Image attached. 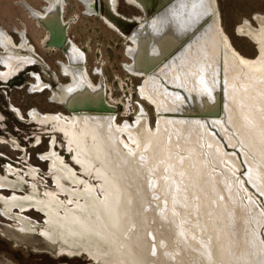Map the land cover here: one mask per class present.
<instances>
[{
  "label": "bare ground",
  "instance_id": "obj_1",
  "mask_svg": "<svg viewBox=\"0 0 264 264\" xmlns=\"http://www.w3.org/2000/svg\"><path fill=\"white\" fill-rule=\"evenodd\" d=\"M46 1L42 9L34 8L32 5L30 6L24 2L31 15L38 23H41L47 29V35H45L46 37L43 43L45 46L48 45L47 41L48 38H50L51 31H58L56 29L59 26L58 24L63 23L64 26L67 24L63 17L66 0ZM107 1H110L113 9L119 13L117 10L119 0ZM79 2L84 4L86 14L98 16L108 27L116 31L128 42L132 43L133 46H129L126 53L129 58H131L132 64H126V67L133 75L145 78L143 85L140 87L141 97L149 102L155 109L158 117L157 129L152 130L148 127V116L143 108H141L142 110L137 115L135 124L127 121L124 124H118L115 120V113L107 110L106 105L102 101L104 94V99L109 104L108 100L105 98L106 91L104 89V83L96 84L91 80L86 67V55L84 51L69 38L70 44L68 47L70 46V48L67 52H63L67 61L62 60L59 62L62 74L69 77V82L60 85V93L59 91H54L53 97L58 99L60 103L62 102L65 104L66 108L69 107L70 109L68 110L70 113L66 114L60 112L55 114L48 112L47 114H42V117L45 120L58 122L60 131L71 141L68 143L67 147L73 151L71 154H73L76 163L80 165L79 167L84 169L85 174H89V170H92V172L97 175L96 177H99L104 183L97 187L94 186L92 182L85 180L81 176L79 177L76 169L72 165L67 164L62 159L61 155L57 154L56 149H51L52 151L46 153L44 157L52 161V164H56L55 169L59 171L68 182L70 181V186L69 188L67 187L70 191L66 193L69 199L66 202L67 206L64 210H60V205L53 203L51 200L40 202V200L38 201L28 193H17L15 190L17 186L13 184L14 182L12 183L11 180L1 178L0 176V202L6 205V211L4 210L2 213L9 219L14 218L12 213L15 214L17 209L25 213L33 210L35 207V209L43 212V214L45 213V216H47L46 227L41 231V234L52 241L53 245L62 244V248H64L62 252L66 251L72 256L86 250V252L83 251V253H88L92 259L97 261L98 257L105 252L108 253L112 251L121 253V251L124 250L128 254V261L130 264H150L144 256L145 253L143 254L141 251H138L137 241L135 240V237L138 235L137 233L140 232L141 229L139 221L142 225V223L148 220V216H144L145 218L141 221L134 213L137 209V205L133 197V186L139 182L137 181L138 179H143L140 180V182L145 186L150 182L156 185L158 183L159 177L157 173L160 171L157 172V169H148L147 166L149 164L146 165L148 162L155 163L157 159L159 161L161 153L164 150L166 151L165 148L171 147L170 149L173 150L175 147L179 146L181 150L187 153V157H184L180 153L173 152L170 153L166 159L164 158V163H161V165L170 166V169L172 168L171 172L173 174L171 177L173 181H175L177 185H182L185 181L183 183L180 181L187 177L185 172L187 171L186 168L189 167L190 160L193 159L198 163L199 160L202 161L203 159H207V154L205 152L208 147H206L205 142H208V145L212 146V151H214L213 156L216 161H222L223 163V160L225 159L226 161V158L233 160L234 155H228L225 150L219 146L218 139L216 140L214 138L215 135H212L213 133L211 132L213 131L210 132V129H207V124L205 125L206 122L212 123L218 129H224V134L229 142L235 144L237 139L232 133H229L230 131L226 132V129L229 128L227 125L229 124L232 126L239 138L242 139V144L248 146L245 148H247V150L249 148V151L254 154L257 159L264 162V13H256L254 16L259 26H254L248 19H244V21L236 27V34L253 42L258 49L259 54L254 58H250L242 54L239 49L236 48L232 39L224 30L217 0H171L159 12L145 20L142 19L139 28L135 29L130 36L122 35L103 15L98 12L96 13L92 9L93 0H79ZM125 2L140 9L137 2L134 0H125ZM134 17L137 19L142 18L138 15ZM20 36L21 41L16 42L6 30L0 27V47L3 48L2 54H0L2 64V68H0V79L2 80L10 79L18 71L25 69L30 64L34 65L36 62L41 63L38 59L39 56H37L35 46L29 42L24 33ZM222 74L223 78L221 77ZM54 78L55 81H57L56 75H54ZM36 79L37 82L31 85L32 90H40L48 87L47 84L43 83L39 75L36 76ZM223 82L226 88L224 108L219 110V116L216 114L210 115L208 116L210 118L206 120L205 118H207V116L202 113L213 112L217 109L216 102L217 100L219 102V98L217 99V89H219L218 85H222ZM166 84L171 85L173 89H169ZM182 93L187 94L188 100L182 97ZM244 99L248 103L245 102ZM190 104L195 107H191ZM31 114L33 117L37 118L39 112L33 109ZM199 117H204V119ZM197 125H201L199 132L205 134V137H207V141H204V143L202 142L204 135L201 137L202 139L200 141L202 145H200V147L197 146L198 142L195 141L194 138L188 139L186 143L182 140V143L184 142L183 146L180 142L173 143V141L170 142V140L168 142L169 138L166 139V134L163 133V131L166 132L165 130L167 129L169 130V135L173 137L178 130L188 132ZM53 143L54 142H52V144ZM211 149L208 148V150ZM120 150L125 152L126 160H129L131 163L123 164ZM172 154L177 156V158L172 159ZM144 155L148 158L145 159ZM251 159L252 158H250V160ZM178 160H180V162H178ZM252 163H250L253 174L251 175L254 176L257 170L255 163ZM229 165L232 166V164ZM154 167L156 168V166ZM207 167H205L207 168V172L212 171L210 165ZM232 167L237 169L236 163ZM212 172L214 174V170ZM10 173L13 174L12 172ZM166 174L168 175V173ZM195 175L197 177L199 173ZM188 176L191 181L193 177L194 179L196 178L194 175ZM207 176H209L208 173ZM263 176L264 173L261 174V177ZM198 178L202 177L200 176ZM171 183L170 181V184ZM225 183L224 185L227 186ZM170 184L163 183L162 186L161 183H158V185L162 186V190L157 194L160 199L156 201L157 207L150 214V220L156 228H158L161 221H172V224L169 223L170 226H167L170 228L166 227V230H164L165 232L162 233L161 239L158 238L160 234L157 233V229L152 231V235L156 238V242L154 243L155 246L153 247V253L156 255L153 260L154 264H173L172 258L177 256L173 255L177 251L174 250L175 252H172V247L165 252L162 249L163 246L160 247L161 245L158 242L159 240L162 241V239L169 238L172 232L173 234L178 232L177 228L179 223H175V220L181 218V225H184V223L188 224V226H184L185 228H182L183 226L181 227L183 232L180 233V235L182 234V236H184L183 238L181 237V240L183 239L185 243H189L192 240L194 243V239L197 242L198 239L196 234V238H194L191 232L193 231L194 233L196 227H202L206 224V222L203 221L204 216L202 218L200 207L203 208V206L205 207V204L208 203V198L206 199V197H204V192L209 191V185L206 183L204 186L200 187L204 195L199 193L198 200H195L197 201V205H199V209L194 210L192 207L191 211H186L187 209L185 210L182 203L186 201L187 195L189 196L188 191L186 195V193H181L177 191V189H174L175 185L173 186ZM258 186L261 192L264 193V182ZM231 187L233 186L230 183V188ZM8 188L13 191L11 197H6L1 190H7ZM60 188L63 189V192L65 191L63 184ZM212 189H214L212 191L213 194L215 193L218 196L219 189L216 188L215 190V187H212ZM220 189L222 190V187ZM224 189L226 191V188H223V190ZM99 190L102 194L99 193ZM152 190H154V188ZM163 190H166V192L175 190L174 192H176V194L173 193L172 195L170 192L171 195L169 193L165 194ZM192 192L190 193L191 195ZM127 195L129 197L128 199ZM157 195L155 194V196ZM249 199L250 202H254L252 196ZM223 203L225 204V202ZM231 205L235 204L233 203ZM212 206L211 204V207ZM253 211L257 213L256 207H253ZM159 212L163 213V215ZM183 213H186V218ZM241 213L243 212L241 211L239 214ZM228 214L229 212L227 216ZM239 214L237 212L236 215L239 216ZM209 217V219H211V216ZM260 218H262V214ZM226 219H228L225 220L227 221L226 224L219 225V228L217 227L218 230L216 234L214 233V240L207 241V243H211V245H213L212 243L214 242L213 246L215 250L212 248L213 246L210 245V247L207 246L208 248L206 249L211 248L216 252V257L214 253L210 255L214 256L215 258H213L220 264L221 261L228 263L226 255L229 256V253L238 254L237 256H239L238 263L235 262L234 264H249L253 261V255L259 254L260 252V250L258 252V243L253 239V236H256V234L252 236L250 242L244 241V235H242V226H244V224L242 221L237 222L238 220H236L237 240L233 238L231 244L227 234L230 220L228 217ZM241 219L242 218H240V220ZM16 220L18 221L20 230L23 232H30V218L20 214ZM245 221H247V219ZM222 222H224V220ZM233 224H235V221ZM230 227L232 228L231 225ZM207 228L208 225L206 229ZM175 230L176 233H174ZM207 232L206 234H208ZM233 232L232 234H234ZM68 235L70 237L72 236L75 240L74 243L69 240L70 238H66ZM176 237H179V235ZM85 238L89 239V245L92 244L98 249L97 253L91 252L90 248H88L89 245L87 248L79 247V244H82L81 242H83L84 245L88 242ZM230 238H232L231 235ZM189 246L191 247V244ZM193 247L197 246L195 245ZM232 249H234V251L229 252V250ZM188 250L189 252L191 251L190 249ZM203 250L199 252L202 253ZM195 251L196 250L193 249V252ZM186 252L187 251H185L184 255H186ZM199 252L195 253L199 254ZM254 252L256 254H254ZM205 255L203 259H206L208 256L207 253ZM259 255L261 256V254ZM182 256L183 254L180 253L178 259ZM188 257L189 254L187 258ZM209 258L212 259V261L214 260L211 257ZM254 259L256 260L255 256ZM207 260L209 259H206L205 264ZM229 260L231 261V259ZM202 262L204 261L202 260ZM210 263L211 260L209 264ZM252 263L255 264V261Z\"/></svg>",
  "mask_w": 264,
  "mask_h": 264
},
{
  "label": "rangeland",
  "instance_id": "obj_2",
  "mask_svg": "<svg viewBox=\"0 0 264 264\" xmlns=\"http://www.w3.org/2000/svg\"><path fill=\"white\" fill-rule=\"evenodd\" d=\"M217 1H218V7H219L223 28L232 39L233 44L245 56L250 58H254L255 56H257L259 52L258 49L256 48V45L253 42L249 41L247 38L237 35L236 27L240 23H242L244 19H248L254 26H259L258 23L255 21L254 16L256 13H260V14L264 13V0H217ZM24 2H26L30 6L32 5V7L37 9H41L45 4L42 0H0V27L6 30L8 34L12 35L16 42L21 41L20 35L24 33L27 39L29 40V42L35 46L37 54L41 56V58L44 60L45 63L44 65H42L43 63H40V64H35L34 66H31L32 64H30L28 65L31 66L30 68L26 69L28 67L27 66L25 68L26 70L19 72L13 78L9 80L0 79V176L1 178L11 180L12 183L14 182L13 184L17 186L15 188L17 193L19 194L28 193L33 197H35L38 201L40 200V202L43 201L46 202L51 200L53 203L60 205V210H64V208L67 206L66 202L69 199L67 197L68 194L66 193L70 191V189H68L70 186L69 183L70 181L68 182L66 178L63 177L62 174L55 169L56 164H52V161L44 157L46 153L48 152L50 153L53 149L54 150L56 149L57 154L61 155L62 159L67 164L72 165L76 169L77 175L79 177L81 176L85 180L92 182V184L97 187H99L100 184L104 182H102V180L99 177H96L97 175L94 172H92V170L88 169L89 174L87 173L85 174L84 169L79 167L80 165L76 163L73 154H71V152L73 151L68 149L67 147L68 143L71 141H69L66 135L62 131H60L58 122L45 120L42 117V114H47L48 112L55 114L56 113L58 114L60 112L66 114L70 113L62 106V104L59 103L58 99L53 97V92L59 91L60 85L69 82L68 81L69 77L62 75V71L59 65L60 61L62 60L67 61V59L65 56H63L64 54H62V52L59 49H55L49 46L47 47L43 44L44 39L46 37L45 35H47V33L45 29L42 26H40L38 21L31 15L30 11L27 10L28 8L25 6ZM65 7H64V18L68 22L67 23L68 37H70L76 44L79 45L81 49L85 51L86 67L92 81L96 84L104 83L103 85L106 91L105 98L108 100L109 104L115 109L114 111L115 120L120 125L124 124L126 121L135 124L137 121V115L142 110L141 108H143L148 116V127L152 130H156L158 123V117L156 111L149 102H147L143 97H141L142 95L140 92V87L143 85L145 78L141 76L133 75V73H130V71L126 67V64H132L131 58H129V56L126 54L128 47L133 46L132 43L128 42L116 31L108 27L98 16L86 14L84 10L85 6L83 3L79 2V0H66ZM117 10L119 13L127 17H133L137 15L142 16L137 8L127 4L125 0H119ZM2 51L3 48L0 47V54H2ZM0 68H2L1 60H0ZM30 72L40 73V75L36 73H33V75L41 76V78L43 79V83L49 86V84L47 83L49 82L52 85V88L43 89V90L41 89L32 90L31 84L37 82V79L36 77L33 79L30 75ZM55 73L58 75L57 77L61 84L56 83V85H54L53 79L55 81L54 78ZM222 76L223 74L221 75V77ZM218 86L219 89H217L218 92L217 99L219 98V102L217 100L216 107L218 109V116H219L220 113L219 110L224 108V104L226 100L225 97L226 88L224 82L222 83V85H218ZM168 88L173 89L171 85H168ZM182 95H183L182 97H185L188 100L187 94L182 93ZM244 101L247 102L245 99ZM190 106L192 107L193 105L190 104ZM33 109L39 112L37 118L33 117L31 114ZM18 110L20 111L22 117L16 116ZM208 116L210 115H207V118H205L206 120L210 118ZM199 118L204 119V117H199ZM32 120L36 121L37 124L31 123ZM205 125L206 127H208L207 129H210V132L213 131L211 133H213L212 134L213 136L215 135L214 138L216 140L218 139L217 141L219 142V146L222 149H224L228 155H234L233 160L226 158V161H230V160L231 161L226 162L225 159L223 160V163L222 161L221 162L216 161V159H214L213 156L214 151H212L213 150L212 146H209L208 145L209 143L205 142L206 147L212 149L208 150L207 148L205 152L207 154L206 160L204 159H203L204 161L199 160L198 163L193 159L190 160L189 167L186 168L187 171L185 172L187 177H185L184 179H182V181H180L181 183L185 181L184 184H182L183 186L177 185L175 184V181H173V178L171 177L173 173L171 172L172 168L170 169V166L161 165V163L162 164L164 163L163 160H165L168 157V155L173 152L180 153L184 157H187V153L184 152V150H181L179 146L175 147L173 150L170 149L171 147L165 148L166 151L164 150L160 155L161 156V158L159 159L160 162L157 159L155 163L148 162L146 164V165L149 164L147 166L148 169L150 170L157 169V172L160 171L159 173H157L159 177L158 183H161L162 186L163 183L170 184L171 181L172 183L170 185L173 186L175 185V187L177 185L176 188L174 187V189H177V191H180L181 193H186V195L188 191L189 196L187 195L186 201L182 203L183 204L182 206L185 208V210L187 209L186 211H191L192 207H193L192 209L194 210L199 209V205H197V201H195L198 200L199 193H202L203 195L205 193L206 196L204 195V197H206V199L208 198L207 199L208 203L205 204L206 208L204 206H203L204 209L200 207L202 218L204 216L203 221L206 222V224L204 225L205 227L204 226L202 227L199 226L198 228L196 227L195 230L193 229L194 233L193 231L191 232L192 235H194V238H196L197 236L198 239L197 242L195 239L194 241L196 243L195 242L193 243V240L190 241L189 243H185L183 239L181 240V237L182 238L184 237L182 236V234L180 235V233L183 232L181 229L185 228L186 225L188 226V224L184 223V225H181L182 219L178 218L177 220H175V223L177 224L179 223L178 226L179 229L177 228V231L180 232L176 233L175 230L174 233L176 234H173L172 232L169 238L162 239V241L159 240L158 242L161 245L160 247L163 246L162 249L165 252H167V249L171 247H172L171 248L172 252H175L174 250L177 251L175 254H173V255H177L174 258H172L173 264H205L206 259H209L207 260L206 264H209L210 260H211L210 264L212 263L216 264V262L217 264H220L218 263V261H216V259H214L216 257V252L214 251L215 249L213 246L214 242L212 243L213 245H211V243H207V241L209 242L210 240L212 241L214 240L215 238L214 233L216 234L219 225L221 226L227 223V221L225 220H228L226 219L228 217L230 220V224L227 229L229 242L232 244L233 238L237 240L236 220H238L237 222L242 221L244 224V226H242L243 227L242 235H244L243 238L244 241L250 242L252 240V236L256 234L257 237L254 235L253 239H255L256 242L258 243L259 245L258 252L260 250L259 254H261L260 256L258 253L256 254L254 252V254L256 255H253L252 257L253 261H251L249 264H253L252 262L254 261L255 264H264V217H263L264 193L261 192L260 187L258 186L259 184H262L264 182V176L261 177V174L264 173L263 172L264 162L257 159V157L254 156V154H252L249 151L250 150L249 148L248 150L247 148H245L248 146L242 144V139L239 138V136L233 130L232 126H230L229 124L227 125L229 128L226 129V132L230 131L229 133H232L233 136L237 139L235 144L229 142L226 135L224 134L225 131L224 129L222 128L218 129L215 125H213L210 122H206ZM197 126L194 129L191 128V130H189L188 132L178 130V132L175 135L173 134L174 135L173 137L169 135V130L167 129L165 130L166 132L163 131V133L166 134L165 136L166 139L169 138L168 142L169 140L170 142L173 141V143L180 142L183 146L184 142L182 143V140H184L186 143L188 139L194 138V140L198 142L197 146L200 147V145H202V142L204 143V141H207V137H205V134L199 132L201 125H199L198 127ZM57 132L60 133V135ZM62 135L65 141H61ZM203 135H204L203 141L201 142L200 140L202 139L201 137ZM38 137L41 139V142L38 145H35ZM52 142H54L53 147L51 146ZM55 143H57L61 147L67 148L66 150L68 154H65L64 153L65 150L58 148ZM120 152L123 158L122 159L123 164L125 165V163H131L129 160H126L125 152L122 150H120ZM247 153L249 156L247 155ZM147 158L148 157L145 156V159ZM173 158L176 159L177 156L173 155L172 159ZM250 158L252 159L250 160ZM178 162H180V160H178ZM249 162L250 163L253 162L252 164L255 163L256 165L257 171L254 174V176H252L253 174H252L251 164ZM228 163L232 164V166L236 163L237 169L236 168L234 169ZM208 165L212 167V171L214 170V174L212 171L209 170H208L209 172H207ZM154 166H156V168ZM10 172H12L13 174H11ZM166 173H168V175ZM198 173L199 176L196 177L195 174ZM207 173L209 176H207ZM188 175H194L196 178L194 179L193 177L191 181ZM200 176L202 178H198ZM140 180L143 179L141 178L138 179L137 181L139 182H137V184H134L133 186L134 189L132 188L133 197L137 205V209L134 213L139 217V219H141V221L143 220V218H145L144 216H148V220L142 223V225L139 221L141 229L140 232L137 233L138 235L135 237V240L137 241L136 244L138 247V251H141L143 254L145 253L144 256L146 257L147 261H149L148 263L154 264L153 260H154V256L156 255L155 253H153V247L155 246L154 243L156 242V238L152 235V231L154 229H157L158 230L157 233L160 234L158 235V238L161 239L163 235L162 233L165 232L164 230H166V227L169 225V223L172 224V221L170 220H168L167 222L161 221L158 228L154 226V224L150 220V214L157 207L156 201L160 199L158 198L159 196L157 194L160 193V191L162 190L161 189L162 186L158 185V183L157 186L155 183L153 184V182L152 183L150 182L145 186L144 184H141L142 182H140ZM187 181L190 182L188 183ZM224 181L227 182L225 183ZM213 182L216 185H214ZM61 183L63 184L64 190L66 192L65 191L63 192V189L60 188L62 186ZM206 183L209 185L210 189L208 192L206 191L203 193L200 187L204 186ZM224 183L227 186H225ZM230 183L233 186L231 188H230ZM152 187L154 188V190H152L153 189ZM212 187L213 188L215 187V190L216 188L219 189L218 196L215 193L213 194L212 191L214 189H212ZM221 187L222 190L220 189ZM223 188H226V191L225 189L223 190ZM1 190L6 197H11L13 194V191L9 188L7 190L6 189L4 190L1 189ZM228 190H229V194H228ZM174 191L175 190H171V192L170 191L166 192V190H163L165 194L166 193L168 194L170 192L172 195L173 193L176 194V192ZM210 191L212 192V194ZM191 192L192 195L190 194ZM99 193L102 194L100 190ZM155 194L157 196H155ZM251 196L254 201L253 203L249 201L250 200L249 198ZM128 198L129 197L127 195V199ZM223 202H225V204ZM233 203L235 205H231ZM211 204L213 205L212 207ZM228 205L232 209H230ZM5 206H6L5 204L0 202V264H130L128 261V254L124 250L121 251V253L120 252L116 253L112 251L108 253L105 252L104 254L98 257L97 261L92 259V257L88 253L86 254L85 253L86 250H83L85 251L84 253L83 251H81L80 253H76V255L73 256L66 251L62 252V250H64V248H62V244L53 245L52 241H50L49 239H47V237L41 234V231L44 230L46 227L47 216H45V213L44 214L43 212L41 213V211L35 209V207L33 208V210L27 211L25 213L20 212V210L17 209L15 214L12 213L14 218L9 219L7 216L3 215L2 213L5 210ZM253 207H256L257 213L253 211ZM226 209H228L229 211ZM226 211L229 212L228 216H227L228 212ZM236 211L238 212V214L241 211L243 213L239 214L238 216L236 215L237 214ZM224 213L226 214V217ZM258 213L260 215L262 214V218H260V215ZM20 214H23L26 217L30 218V222H29L30 232H23L18 227V221L16 219ZM161 214L163 215V213ZM43 215H44V219L42 218ZM183 215L186 218V213H183ZM209 216H211V219H209L210 218ZM229 216L231 217V219ZM240 218L242 219L240 220ZM255 218L257 220V223ZM246 219L247 221H245ZM223 220L224 222H222ZM234 221L235 224H233ZM207 225H208L207 229L209 231L206 229ZM230 225L234 230L230 227ZM32 229L36 231H33ZM231 230H233L234 232ZM206 232L208 234H206ZM232 232L234 234H232ZM178 235L179 237H176ZM230 235L232 238H230ZM66 238H70L69 240L73 243L75 242L72 236L70 237L68 235V237ZM86 240L88 242H86L85 245L83 242H81L82 244H79V247L87 248V246L89 245V239ZM188 244L189 245L191 244V247ZM192 245L193 246L196 245L197 247H193ZM209 245L213 246L212 248L214 250L211 248L206 249L210 247ZM88 248H90L91 252L93 251L94 253H97L98 251V249L92 244L89 245ZM188 249H190L191 251L189 252ZM193 249L196 250L195 252H199L203 249L204 250L202 251V253L199 252L200 254L199 255L198 253L193 252ZM185 251H187L186 255H184ZM230 251H234V249L229 250V252ZM205 252L207 253L208 256L214 253L215 257L211 255L209 257L211 258L214 257L213 261L216 262H213L212 259H210L208 256L206 259H203L206 256ZM180 253L183 254V256L180 259H178ZM203 253L205 256L203 255ZM188 254L189 257L187 258ZM237 255L229 253V256L226 255V260H228V263H224V261L223 262L221 261V264H229V263L234 264L235 262L238 263L239 256ZM254 256L256 260L254 259ZM233 258L235 259V261ZM229 259H231V261ZM202 260L204 262H202Z\"/></svg>",
  "mask_w": 264,
  "mask_h": 264
},
{
  "label": "water",
  "instance_id": "obj_3",
  "mask_svg": "<svg viewBox=\"0 0 264 264\" xmlns=\"http://www.w3.org/2000/svg\"><path fill=\"white\" fill-rule=\"evenodd\" d=\"M137 2L139 8L142 12V18L137 19L136 17H126L120 13H117L112 5L111 2L107 0H93L92 9L97 13L103 15L108 21H110L116 29L124 36H130L135 29H138L141 20H145L148 17L152 16L153 14L159 12L164 6L169 3L171 0H134ZM65 24V23H64ZM58 31L50 33V38L48 39L47 46L54 47L61 49L63 52H67L70 46V40L67 36L66 25L58 24ZM179 45V44H178ZM145 70V69H144ZM103 103L106 105L107 110L115 111V109L109 105L105 99L104 94L102 97ZM68 109H70L68 107ZM203 115H218V109L213 112H204Z\"/></svg>",
  "mask_w": 264,
  "mask_h": 264
},
{
  "label": "flooded vegetation",
  "instance_id": "obj_4",
  "mask_svg": "<svg viewBox=\"0 0 264 264\" xmlns=\"http://www.w3.org/2000/svg\"><path fill=\"white\" fill-rule=\"evenodd\" d=\"M44 3L45 2H47L46 0L44 1V0H42ZM43 7H44V5H43ZM42 7V8H43ZM41 8V9H42ZM139 11H140V13H141V15H142V12H141V9H138ZM123 15V14H122ZM125 16V15H124ZM63 17H64V15H63ZM67 22V21H66ZM68 23V22H67ZM44 29H45V31H47V29L41 24V23H39ZM66 30H67V36H68V26H67V24H66ZM12 36V35H11ZM13 37V36H12ZM14 38V37H13ZM70 38V37H69ZM49 39V38H48ZM71 39V38H70ZM15 40V39H14ZM78 45V44H77ZM79 46V45H78ZM52 48H54V47H52ZM80 48V47H79ZM55 49H57V48H55ZM81 49V48H80ZM61 52H62V54H63V51L61 50V49H59ZM82 51H84L83 49H81ZM84 53H85V51H84ZM85 55H86V53H85ZM37 56H39L38 54H37ZM64 56V55H63ZM65 58V57H64ZM38 59L41 61V63H43L42 65H44V60L41 58V56H39L38 57ZM35 64H40V62L39 63H35ZM34 64V65H35ZM34 65H31V66H34ZM31 66H28L26 69H28V68H30ZM26 69H23V70H26ZM23 70H20V71H18L14 76H16L19 72H21V71H23ZM33 73H36V72H33ZM33 73L32 72H30V75H31V77L34 79L36 76H34L33 75ZM39 75H40V73H38ZM54 75H56V76H58L56 73L54 74ZM63 75V74H62ZM14 76H12L11 78H13ZM41 77V76H40ZM67 77V76H66ZM10 78V79H11ZM42 79V78H41ZM53 79V78H52ZM9 80V79H8ZM43 80V79H42ZM92 80V79H91ZM57 81H58V83L59 84H61L60 82H59V80H58V77H57ZM68 81H69V78H68ZM46 82V81H45ZM53 82H54V85H56V83L57 82H55L54 81V79H53ZM48 84H49V86L48 87H46V88H44V89H51L52 88V85L49 83V82H47ZM57 83V84H58ZM64 84V83H63ZM98 84V83H97ZM32 85V84H31ZM41 90H43V89H41ZM60 103V102H59ZM60 104H62V106L67 110V111H69L68 110V108H66V106H65V104H63L62 102L60 103ZM16 113H17V111H16ZM17 114H19V115H17ZM16 114V116L17 117H22V115H21V113H20V111L18 110V113ZM31 123H34V124H37V122L36 121H33L32 120V122ZM58 133V132H57ZM59 135H60V133H58ZM54 135V134H53ZM55 136V135H54ZM56 139V138H55ZM61 141H65V139L63 138V135L61 136ZM50 141H51V138H50ZM50 141H49V144H50ZM41 142V139L38 137V139H37V141H36V143H35V145H38L39 143ZM56 144V146L58 147V148H60V149H64L65 151H64V153L65 154H68L67 153V150H66V148L65 147H61V146H59L57 143H55ZM52 146H53V144H52ZM71 159V158H70ZM42 213V212H41ZM43 219H44V215H43V217H42Z\"/></svg>",
  "mask_w": 264,
  "mask_h": 264
}]
</instances>
